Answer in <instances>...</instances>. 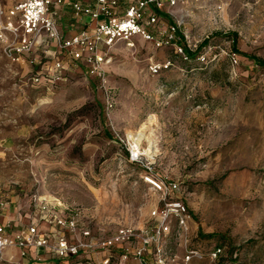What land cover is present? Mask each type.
<instances>
[{
  "label": "rangeland",
  "instance_id": "rangeland-1",
  "mask_svg": "<svg viewBox=\"0 0 264 264\" xmlns=\"http://www.w3.org/2000/svg\"><path fill=\"white\" fill-rule=\"evenodd\" d=\"M177 16L169 41L135 36L110 49L104 81L74 68L36 84L0 43V198L40 194L107 235L157 224L163 194L146 177L177 180L189 229L173 216L162 251L137 264H187L190 249L199 254L188 264H264V67L245 55L264 58V0H186Z\"/></svg>",
  "mask_w": 264,
  "mask_h": 264
},
{
  "label": "built area",
  "instance_id": "built-area-1",
  "mask_svg": "<svg viewBox=\"0 0 264 264\" xmlns=\"http://www.w3.org/2000/svg\"><path fill=\"white\" fill-rule=\"evenodd\" d=\"M185 2L0 0V43L7 57L26 62L32 68L31 79L36 84L50 88L65 80L66 74L74 68H81L86 76L104 81L113 60L110 49L119 42L132 44L135 36L156 39L158 45L163 43L164 37L171 40L179 30L175 17ZM67 7L72 9L70 25L74 31L71 33L65 31L61 21ZM166 17L169 22L162 25ZM104 87L111 108L114 105L111 89ZM129 151L131 158L140 156L133 145ZM146 178L157 192L163 194L162 206L153 211L159 222L140 229L121 227L107 235L96 233L91 221L78 209L62 207L60 202L37 193L28 199L29 223L15 227L13 220H3L10 201L0 198V264H22L15 260V254L6 256V249L14 247L20 249L22 260L42 261L44 255L84 257L82 264H126L131 256L142 259L152 246L160 253L159 244L169 231V219L174 216L178 226L187 231L192 216L177 180L153 175ZM118 248L123 251L116 262ZM222 251V247H215L212 254L217 257ZM101 253L104 254L99 261L96 256ZM198 254L197 250H188L187 264ZM158 263L166 264L162 255Z\"/></svg>",
  "mask_w": 264,
  "mask_h": 264
},
{
  "label": "crops",
  "instance_id": "crops-1",
  "mask_svg": "<svg viewBox=\"0 0 264 264\" xmlns=\"http://www.w3.org/2000/svg\"><path fill=\"white\" fill-rule=\"evenodd\" d=\"M73 20L72 17V9L70 7H67L64 10V15L62 18V26L64 27L65 31L67 33H71L74 31V28L70 25V22ZM29 200L27 201H18L16 203L9 204V208L7 212L5 213V216L3 218L4 221H7L8 219H11L14 221L15 227H20L21 225L28 224L30 221V215L31 211L29 209ZM122 249L118 248L115 251V261L117 262L120 254L122 253ZM104 253H101L96 256L97 260L102 259V255ZM15 260L17 262H20L22 264H82L85 261L84 257H68V258H55L51 257L50 255H44L42 261H37L35 259H29V260H22L21 258L15 257ZM136 258L131 256L129 260L126 262V264H137V261H135Z\"/></svg>",
  "mask_w": 264,
  "mask_h": 264
},
{
  "label": "trees",
  "instance_id": "trees-1",
  "mask_svg": "<svg viewBox=\"0 0 264 264\" xmlns=\"http://www.w3.org/2000/svg\"><path fill=\"white\" fill-rule=\"evenodd\" d=\"M208 42V39H204L200 44H199V47L196 49V50H191L189 47L185 46L184 49H185V52H186V55L190 56V55H195L197 53V50L200 49V47L203 45V44H206ZM234 47L236 48V44H234ZM245 55L247 56H250L251 58H253L256 62H258L259 64H261L263 67H264V58L257 55V54H253V53H249V52H246Z\"/></svg>",
  "mask_w": 264,
  "mask_h": 264
},
{
  "label": "bare ground",
  "instance_id": "bare-ground-1",
  "mask_svg": "<svg viewBox=\"0 0 264 264\" xmlns=\"http://www.w3.org/2000/svg\"><path fill=\"white\" fill-rule=\"evenodd\" d=\"M139 135L143 136V138H144L145 133L143 131H140ZM131 139H132V144L134 146V151H139L140 152L141 151V148H140L141 143L139 142V140H137V137L136 136H131ZM154 146L155 145H153V143L150 142V147L149 148L154 150Z\"/></svg>",
  "mask_w": 264,
  "mask_h": 264
}]
</instances>
